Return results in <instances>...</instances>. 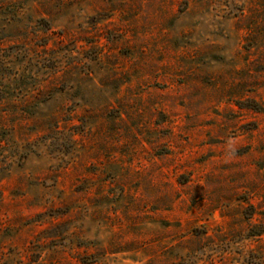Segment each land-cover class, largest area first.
Listing matches in <instances>:
<instances>
[{"label": "rangeland", "instance_id": "obj_1", "mask_svg": "<svg viewBox=\"0 0 264 264\" xmlns=\"http://www.w3.org/2000/svg\"><path fill=\"white\" fill-rule=\"evenodd\" d=\"M0 65V264H264V0H0Z\"/></svg>", "mask_w": 264, "mask_h": 264}, {"label": "trees", "instance_id": "obj_2", "mask_svg": "<svg viewBox=\"0 0 264 264\" xmlns=\"http://www.w3.org/2000/svg\"><path fill=\"white\" fill-rule=\"evenodd\" d=\"M2 70V67H1V65H0V71ZM3 71H5L4 69H3ZM7 71V70H6ZM2 75L3 74H1L0 73V78H2ZM6 75H8L7 73H5L3 76H6ZM20 86H21V84H20ZM3 94H8V96H11V97H14V94H12V91H9V92H3ZM3 94H0V111H5L4 109H3V107H5L6 106V103H4V101L6 100V98L5 97H3ZM3 102V103H2ZM8 104H12L11 106H16V104H14V103H12V102H8ZM7 104V105H8ZM23 109V111L25 112V113H27V110H25V108H22ZM29 113V112H28ZM5 129L3 128V126H2V124H1V122H0V143H6L5 141H7V140H5L4 139V136H3V131H4ZM5 133V132H4Z\"/></svg>", "mask_w": 264, "mask_h": 264}]
</instances>
